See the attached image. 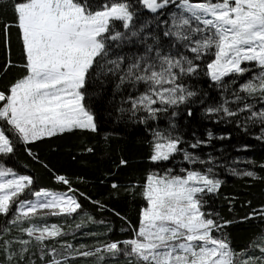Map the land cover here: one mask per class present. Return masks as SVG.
<instances>
[{"label": "snow or ice", "instance_id": "6c2138e0", "mask_svg": "<svg viewBox=\"0 0 264 264\" xmlns=\"http://www.w3.org/2000/svg\"><path fill=\"white\" fill-rule=\"evenodd\" d=\"M137 2L154 14L175 5L178 12L172 14L171 25L163 35L192 53L191 58L179 51L164 53L160 48L152 56L154 49L149 44L145 54L135 57L126 68L124 57L108 59L113 43L120 47L143 31V27L135 30L133 22L138 10L129 0H104L97 5L91 0H13L10 5L15 18L13 24L19 32L24 62L19 65L23 74L7 92L0 91V158L13 156L17 146L22 145L29 156L38 160L29 145L65 133L96 132L97 117L88 104V97L90 91H95L93 86L97 81L103 85L102 75L118 76L117 89L125 84L146 86L138 95L128 97V109H120L133 117L144 113L139 116L140 123L157 120L160 113L169 110L175 117L179 114L176 109L189 105L198 95L184 82L185 77L198 74L200 65L195 61H204V74L225 92L226 77L244 76L258 68L259 73L232 92V99L225 96L219 106L206 108L205 114L230 121L247 112L250 115L245 117L246 121L264 124V109L254 111L247 103L236 109L229 106L244 100L240 93L259 96L264 101V0ZM12 26L4 25L6 37ZM119 27L124 31L117 30ZM11 67L13 64L8 60L3 71ZM187 115L193 116L190 107ZM170 127L174 129L176 125L171 123ZM216 138L209 131L207 141L197 139L190 147L196 149ZM258 139H264V135ZM182 143L179 135L155 131L149 160L162 164L182 153L183 160L190 165L205 163L182 148ZM211 162V159L207 161ZM180 173L174 175L173 169L168 168L163 174L147 175L139 192L144 206L131 238L74 245L61 241V237L70 233L60 224H49L47 218L76 217L82 210L78 195L90 198L84 193L77 195L78 190L63 175L55 176V180L66 185L67 191L35 190L31 176L18 174L0 162V216L9 217L11 213L7 223L21 233V237L5 239L11 231L5 227L0 235V253L4 254L6 264H22L34 243L43 264H72L90 257L96 258L95 264H103L109 257L121 256L127 258V264H264V235L258 237L260 243L253 240L249 246L258 250L259 255H246L243 250L236 252L226 235H213L222 233L232 223L219 222L213 213L205 211V197L218 193L223 184L214 175L213 168L205 171L181 168ZM232 174L256 178L252 171L233 170ZM111 188L119 191L116 183ZM125 191L135 193V186ZM26 194L32 198L21 199ZM91 202L101 211L106 208L98 200ZM115 214L120 216L118 212ZM260 215L264 217V209ZM120 218L126 221V217ZM25 223L27 227L23 226ZM97 223L105 221H97L85 212L75 223L72 234ZM110 231L109 228L104 233L84 235L99 237ZM27 264L35 262L27 259Z\"/></svg>", "mask_w": 264, "mask_h": 264}, {"label": "trees", "instance_id": "16d2710c", "mask_svg": "<svg viewBox=\"0 0 264 264\" xmlns=\"http://www.w3.org/2000/svg\"><path fill=\"white\" fill-rule=\"evenodd\" d=\"M13 0H0V91L7 92L10 85L23 74L19 65L23 64V51L20 42L18 29L14 26V16L11 11ZM94 5L101 4L104 0H91ZM137 11V19L134 20L135 30L143 31L139 36L124 41L120 47L112 44L108 59H116L117 56L125 58L123 67L132 62L135 57L142 56L149 44L153 45V53L156 48L162 49L164 53L169 51L172 54L182 53L192 57L182 45L176 43L171 37H165L164 31L171 25L172 14L178 12L175 5H169L158 13H151L144 9L137 0H129ZM5 24H12L7 37L3 31ZM117 30L124 31L122 27ZM145 37H148L145 40ZM11 60L13 67L7 72L3 71L4 64ZM200 65L198 74L192 77H185L184 82L198 95L189 105H181L176 111L179 113L173 117L171 111L160 113L159 119L149 120L147 123H140L139 113L137 117L131 116L130 112H121L120 109H128V97L138 95L146 87L143 84L133 87L125 84L117 89L118 76L108 74L102 75L100 80L93 86L95 91L89 92L88 104L96 113V132H73L46 138L33 145H29L32 152L39 158L33 159L29 156L24 146L18 145L13 156L0 158L6 167H11L21 175H29L33 178V188H41L53 191H67V186L57 183L55 176L63 175L71 181L73 188L77 189V195L84 193L90 199L78 195L82 204L81 212L73 218L49 216L47 222L57 223L64 227L68 236L61 237V241L67 240L74 245L80 243L95 244L97 240H123L132 236V229L139 223V212L144 206V201L139 195L141 186L144 184L147 175L151 172H163L173 169V174L180 173L181 168H194L205 171L208 167L213 168L216 178L223 181L218 193L206 196L205 211L211 212L219 222L232 221L223 228L222 233L230 241L231 247L236 252L242 250L246 255H259L258 250L250 248L253 240L256 243L261 241L258 237L264 235V217L260 215L264 209V139H258L264 135V124L259 121H246L245 117L250 113H241L230 121L219 119L217 116L209 117L205 109L219 106L223 98L227 96L232 99V92L238 90L240 85L247 82L253 75L259 73L258 68L240 77H226L225 84L227 92L216 86L204 74V61H195ZM251 67V66H249ZM235 79V83H233ZM244 100L239 104H230L233 109L242 107L244 103L251 104L254 111L264 109V101L259 96L248 97L240 93ZM193 111V116L187 115L188 108ZM218 121V122H217ZM176 127L172 129L170 124ZM239 125V126H238ZM155 131L171 132L179 135L183 140L182 148L187 149L205 163L188 164L183 160V155L177 154L173 160L162 164H153L149 160L153 133ZM211 131L216 139L192 149L190 144L197 139L207 141V133ZM11 135V133H8ZM218 137H225L219 139ZM92 148V152L87 149ZM211 159V163H207ZM121 160L126 164H121ZM47 165V167H45ZM233 170L238 173L252 171L256 178L233 175ZM119 185V191L111 188V184ZM135 186V193L125 191ZM32 198L22 196L21 199ZM98 200L106 205L101 211L91 201ZM15 207V206H14ZM231 209V210H230ZM114 210V211H113ZM88 213L95 220L105 221L104 224H89L72 234L83 213ZM120 216L126 217V221ZM219 214L216 216L215 214ZM246 217H251L246 219ZM11 218L0 216V235L3 229H11L5 239L21 237V233L15 226L7 223ZM27 227V223L23 225ZM106 235L99 237L86 236L87 232H106ZM26 238V237H25ZM53 244V241H48ZM16 248L19 246L16 245ZM246 258V257H241ZM31 259L35 264H43L40 260L38 246L33 243L31 251L22 264H27ZM96 258L90 257L86 260L80 258L72 264H95ZM0 264H6L5 256L0 253ZM103 264H127L126 257L107 258Z\"/></svg>", "mask_w": 264, "mask_h": 264}]
</instances>
